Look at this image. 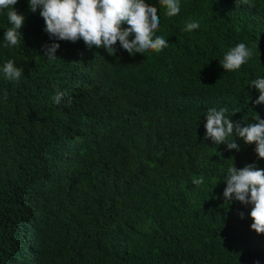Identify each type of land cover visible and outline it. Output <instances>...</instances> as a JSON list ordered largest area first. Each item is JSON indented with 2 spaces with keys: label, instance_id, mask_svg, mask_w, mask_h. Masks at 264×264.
Returning <instances> with one entry per match:
<instances>
[{
  "label": "trees",
  "instance_id": "trees-1",
  "mask_svg": "<svg viewBox=\"0 0 264 264\" xmlns=\"http://www.w3.org/2000/svg\"><path fill=\"white\" fill-rule=\"evenodd\" d=\"M146 2L166 48L56 41L55 61L43 56L53 41L41 8L13 6L25 17L13 47L0 9V264H264L251 205L223 197L229 166L264 169V159L241 138L239 151L204 139L210 107L236 111L242 126L264 119L249 86L264 78V0H178L174 17ZM189 22L200 27L186 32ZM239 43L258 51L225 72ZM9 60L24 69L18 81L4 77ZM58 91L70 106L55 104Z\"/></svg>",
  "mask_w": 264,
  "mask_h": 264
},
{
  "label": "clouds",
  "instance_id": "clouds-1",
  "mask_svg": "<svg viewBox=\"0 0 264 264\" xmlns=\"http://www.w3.org/2000/svg\"><path fill=\"white\" fill-rule=\"evenodd\" d=\"M18 0H0V9H10L7 13L12 27L4 35L5 47L18 46L22 34L18 31L24 24L25 17L18 14L13 6ZM29 8L35 12L41 8L40 15L45 21L44 31L53 42L45 44L44 57L55 61L56 52L60 44L56 41L76 42L80 39L89 47H103L109 53H114V45L119 41L121 47L130 55L144 54L152 50L159 52L168 46V41L154 33L159 27L157 7L150 5L146 0H28ZM166 8V15L174 17L179 14L178 0H159ZM237 4L252 7L251 0H236ZM127 28H122V24ZM200 27L198 22L187 23L184 31L192 32ZM131 37V38H130ZM254 50L258 51V44L251 48L239 43L231 48L223 57L221 65L226 71H236L249 60ZM24 69L17 67L9 60L2 68L4 77L9 81H18ZM249 86L259 92L257 105H264V78L253 79ZM6 99V96H5ZM52 99L55 104L71 105V98L64 100V94L57 92ZM228 108L210 107L206 113L204 124V139L215 145L225 144L228 150L239 151L237 138L243 139L245 144H255V152L259 159H264V119L259 115L254 122L242 126L243 121L231 119L237 112L227 115ZM223 180L226 187L223 191L225 203L233 201L243 205H251L249 216L253 221L251 230L257 234H264V169L255 164H249L237 169L234 163L227 168ZM192 183L200 186L204 183V176L194 178ZM243 213H240L243 218ZM255 264H259L256 261Z\"/></svg>",
  "mask_w": 264,
  "mask_h": 264
}]
</instances>
